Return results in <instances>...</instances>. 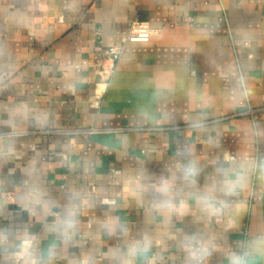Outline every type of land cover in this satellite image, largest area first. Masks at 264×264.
Listing matches in <instances>:
<instances>
[{
	"label": "crops",
	"instance_id": "obj_1",
	"mask_svg": "<svg viewBox=\"0 0 264 264\" xmlns=\"http://www.w3.org/2000/svg\"><path fill=\"white\" fill-rule=\"evenodd\" d=\"M0 264H264V0H0Z\"/></svg>",
	"mask_w": 264,
	"mask_h": 264
},
{
	"label": "built area",
	"instance_id": "obj_2",
	"mask_svg": "<svg viewBox=\"0 0 264 264\" xmlns=\"http://www.w3.org/2000/svg\"><path fill=\"white\" fill-rule=\"evenodd\" d=\"M150 37L149 30L136 22L132 23L126 36L125 40L129 43L135 42H147Z\"/></svg>",
	"mask_w": 264,
	"mask_h": 264
}]
</instances>
